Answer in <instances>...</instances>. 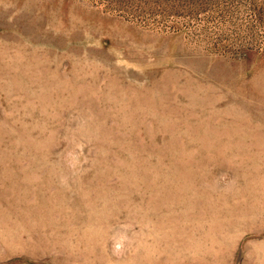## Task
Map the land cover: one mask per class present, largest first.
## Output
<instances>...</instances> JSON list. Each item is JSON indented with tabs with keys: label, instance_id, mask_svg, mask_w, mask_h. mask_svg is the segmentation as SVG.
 <instances>
[{
	"label": "rangeland",
	"instance_id": "1",
	"mask_svg": "<svg viewBox=\"0 0 264 264\" xmlns=\"http://www.w3.org/2000/svg\"><path fill=\"white\" fill-rule=\"evenodd\" d=\"M0 264H264V0H0Z\"/></svg>",
	"mask_w": 264,
	"mask_h": 264
}]
</instances>
